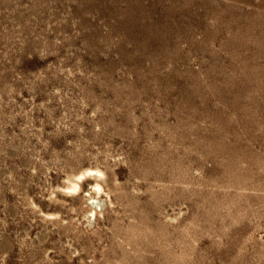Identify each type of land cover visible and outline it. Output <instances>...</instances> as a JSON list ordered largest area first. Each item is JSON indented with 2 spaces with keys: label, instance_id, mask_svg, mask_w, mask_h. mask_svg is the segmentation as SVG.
<instances>
[{
  "label": "rangeland",
  "instance_id": "374dc122",
  "mask_svg": "<svg viewBox=\"0 0 264 264\" xmlns=\"http://www.w3.org/2000/svg\"><path fill=\"white\" fill-rule=\"evenodd\" d=\"M0 104V133L22 139L26 109L41 156L81 140L120 155V185L141 191L134 202L101 194L92 216L68 198L62 214L84 237L73 254L46 242L53 264H264V0H0ZM22 158L0 151L13 178L28 175ZM6 185L0 232L12 239L27 221L35 232L39 217L10 214L20 194ZM16 247L7 264H40Z\"/></svg>",
  "mask_w": 264,
  "mask_h": 264
},
{
  "label": "bare ground",
  "instance_id": "6f19581e",
  "mask_svg": "<svg viewBox=\"0 0 264 264\" xmlns=\"http://www.w3.org/2000/svg\"><path fill=\"white\" fill-rule=\"evenodd\" d=\"M22 111H24V113H26V117H27V119L23 123H21L20 129H19V130H21L22 135H23L22 139L19 137H16L15 140H12L11 139L12 136L10 137L7 133H5V132L0 133V151L4 147L7 151V154H9L11 156L21 154L23 157L22 158V165L24 167L28 168V175L23 176V175L19 174L17 178H13L15 172L18 169V166L13 165V164H11V165H7V164L1 165L0 164V183L2 180H7L6 187L11 191L16 192V194H20V206L21 207H19V205L16 204V202L14 204H11L9 206L10 214L12 216H15L16 214L23 212V210H29L30 213L34 214V217H36V216L39 217L40 227L34 232V231H32V227L34 229V224L31 221H27L18 230H16L14 232V236L12 239L9 237V235L7 234L6 231H3V229H4L3 228L2 231L0 232V252H1V258H2L0 260V264H7V257L10 255V251L12 250V247L15 245V243H16V246L18 247L19 250L27 249L33 255H37L38 259L40 260V264H51L54 258L52 259L51 256L49 255L48 249L50 247L47 246L46 242L48 243V242H53V241L57 240L60 243L61 247L66 248L68 250L69 254H73V253H76L78 251V248L74 245L75 243H73L74 242L73 239L75 237L76 238L84 237V235L80 237V235L78 234L80 229L74 224L76 222V220L74 219L75 221L73 223L71 221V219L65 217V215L63 216V214H62L64 212V210L69 211V210L73 209L72 203H70L68 201V198H70V199L71 198L75 199L74 197H78L79 199H80V197H81V199L83 198L84 202L88 204L89 214H91V216H92V214L94 213V211L96 210V208L99 205V201H98L99 199L97 200V198L100 197L101 194H115V196L119 198L118 201L121 198L122 202H124L128 198L129 201L134 202L137 199L134 194H137V191H140V190L136 186H134L131 189V192H129L128 190H125L121 186L122 184L120 185V182L118 181V179L116 177V172L114 170V165H116L117 161L120 160V158H121L120 155L114 156V154L112 155V153L111 154L106 153L105 157L101 158L98 156V152H95V153L88 152V149H86L83 141L81 142V140H76L75 142H70V143H72L71 146H67V144H66L63 148L62 154H60V152L57 148H53L52 149L53 151L50 154L49 158H45L44 156H41V153H39L40 145L38 147L37 141H34V137H36V139H37L39 137V134H41V131H37V129H36L37 124H35L33 122V116L31 114H29L26 109H22ZM82 117H84V116H82ZM82 119H80V120H82ZM82 123H83V121H82ZM64 126H65V129H71V130L73 129L71 124H65ZM8 127H7V130H8ZM2 128H3V124H2L1 129ZM82 128H83V125L78 124L77 127L74 128V131L79 132ZM53 130H54V128H53ZM98 130L97 131L94 130V131L98 132ZM62 132H64V131H62ZM69 132H71V131H69ZM44 133H43V135H44ZM56 133H58V132L56 131ZM56 133H55V135H56ZM67 133H68V131H67ZM94 134H98V133H94ZM81 135H83V134H81ZM60 137H61V135H60ZM51 138L54 139L55 137L54 138L51 137ZM39 139H38V141H39ZM56 139H58V138L56 137ZM47 144H48V142H47ZM28 147H31V149L28 150L29 152H27ZM44 147H45V145H44ZM4 154H6L5 151H4ZM108 160L113 161L112 162L113 164H111ZM84 161H86V163L88 161V163L84 164ZM54 175H56V176H54ZM13 180L15 183H13ZM87 180L88 181L90 180L92 183L91 187H90L92 191L86 192L84 189V182ZM87 184H88V182H87ZM36 187L39 188V192L41 194V197L46 196V200H47V202H49V204L50 203L54 204V206L56 204L60 207V209L51 211V210L43 208L41 203L39 202V200H37L32 195L33 193L31 191L34 190V188H36ZM149 187H150V185H149ZM153 190H155V189H153ZM165 190H166V188L164 189V191H163V189H161L159 192L156 191L157 193L154 192L153 193L154 199L158 200L160 198V196L162 194H164ZM82 193L85 195L81 196L80 194H82ZM44 194H46V195H44ZM89 194H95V196L92 198V196H90ZM127 194H129V195H127ZM112 196H114V195H112ZM123 197H127V198L124 199ZM91 199H94V200L91 201ZM133 199H135V200H133ZM83 200H81V202ZM136 201H138V200H136ZM85 203H83V204L85 205ZM113 204H115V203L113 202ZM131 204H132V202H131ZM79 207H81V206H79ZM83 209H84V207H83ZM98 210H100L99 207H98ZM97 213H98V211H97ZM181 214H182L181 209H178L177 211L172 210L171 213H166V220H165L164 224H166L167 221H169V222L177 221L180 218ZM22 215H23V213H21V216ZM93 217H94V215H93ZM76 224H77V222H76ZM116 224L114 226H117ZM5 227H6V225H5ZM168 227L170 228V226H168ZM168 227H167V229H169ZM96 228H99V227H96ZM0 229H1V227H0ZM85 230H84V232H85ZM122 230H123V228H122ZM126 230H128V231H126ZM126 230L125 231L127 232V234H125V235H128V232H129V235H130L129 240H130V238L134 234H137L138 229H137L136 225L131 224V227H129V229L126 228ZM114 231L116 232L115 229H114ZM70 232H72L73 235H71V237H69L67 235L68 239L62 240L63 238H61V234H66V233H70ZM91 232H92V229H91ZM84 234L87 235V233H84ZM54 235L55 236L57 235V238H55ZM118 235L120 236V234H118ZM113 236H115V233L113 234ZM139 236H142V235H138V237ZM115 239L117 240V238H115ZM127 240L128 239H126V241ZM118 241H120V240H118ZM123 241H124V239H123ZM87 242L88 241H86V243ZM130 245H132V244H130ZM76 256H78V255H76Z\"/></svg>",
  "mask_w": 264,
  "mask_h": 264
}]
</instances>
